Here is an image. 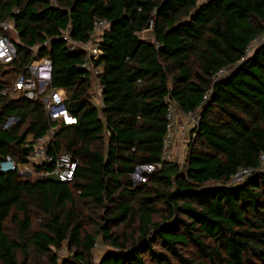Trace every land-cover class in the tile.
<instances>
[{"label":"trees","instance_id":"1","mask_svg":"<svg viewBox=\"0 0 264 264\" xmlns=\"http://www.w3.org/2000/svg\"><path fill=\"white\" fill-rule=\"evenodd\" d=\"M198 1L0 0L16 51L0 63V89L48 57L50 86L64 91L75 124L58 125L45 153L78 162L67 183L0 174V264H94L96 239L109 248L95 264H264V171L224 185L264 153V38L247 54L264 37V0ZM95 20L108 23L92 62L99 108L93 77L79 68L83 51L43 45L61 32L85 42ZM220 69L229 71L214 79ZM169 100L182 113L201 108L183 170L160 161ZM50 125L38 101L0 95V159L25 164ZM156 163L131 181L135 168ZM52 168L34 165L38 174ZM62 243L70 256L58 261L52 250Z\"/></svg>","mask_w":264,"mask_h":264},{"label":"built area","instance_id":"2","mask_svg":"<svg viewBox=\"0 0 264 264\" xmlns=\"http://www.w3.org/2000/svg\"><path fill=\"white\" fill-rule=\"evenodd\" d=\"M107 25L108 23L104 20H95L92 24V29L88 35V39L85 42H75L69 38L67 32H61L58 35L45 40L43 45H46L49 40H60L65 43V47L68 52L77 50L83 51L84 59L80 63L79 68L89 72L93 78H96L100 73V69L93 67L92 62L95 61L100 54L98 44L101 41L102 34L106 30ZM4 33H9L13 36L15 35L13 22L11 20H3L0 22V63L8 64L14 60L16 51L13 43L4 35ZM263 38V36L258 37L253 42L260 40L261 43ZM14 41L17 42L16 39H14ZM250 45L247 48V54L251 53L249 51ZM227 71L229 70H218L214 74V79L225 76ZM50 79L51 63L48 57H43L37 61H31L30 63L22 65L20 71L10 81V83L0 89L1 96H5L7 94H20L29 100L38 101L41 104L49 123H51L47 133L34 141L25 164L18 165L9 155H5L0 159V173L15 172L18 174L22 171L29 172V168H31L32 165L52 164V170L48 173L39 174V178L41 176H52L61 183L72 181L74 177V171L78 163L77 160L67 153H63L56 158H53L52 156L45 153L46 145L52 137L54 131L57 129L58 125L75 124V118L66 110L64 106V101L66 99L64 91L62 89L51 87ZM97 90L99 91L97 105H92L96 108H99L101 107V87L99 84H97ZM205 99L206 95L203 97V100ZM200 112L201 108H198L192 112L182 113L177 110L175 104L172 101H167L165 113V133L161 141L160 161H169L171 144L176 135H187L185 126L188 125L189 127V124V129H195L199 120ZM178 117L181 119L180 121H178ZM14 121V118L9 117L4 124V127H7ZM159 167L160 163H156L152 166L147 165L137 167L130 177H132L134 174L138 180L141 179L143 181L144 174H149L154 168ZM263 169L264 153H262L259 157L258 168L240 167L230 177L229 180L224 182V185L234 186L241 184L249 176L259 171H263Z\"/></svg>","mask_w":264,"mask_h":264},{"label":"rangeland","instance_id":"3","mask_svg":"<svg viewBox=\"0 0 264 264\" xmlns=\"http://www.w3.org/2000/svg\"><path fill=\"white\" fill-rule=\"evenodd\" d=\"M203 0L198 1V3L202 2ZM142 39H148V37L146 36V34H142L141 35ZM260 43V40H258L257 42H253L251 43L250 47H249V51L252 52L256 46ZM91 84H90V90L89 93L91 95V104L93 105H97V99L99 98V91L97 90V80L94 78L90 79ZM186 130H187V135H176L175 139L173 140L172 144H171V152H170V159L169 161H172L174 163H176L179 168L181 170H183V165H184V161H185V157L186 154L188 152V148H189V143L191 142L192 138L194 137V133H193V129H189L188 125L185 126ZM105 149V148H104ZM29 168V167H28ZM30 171H22L21 173H18L17 175L23 179V180H28L30 182L38 180L39 179V174L34 170V165H32L31 168H29ZM264 171V169H263ZM131 181L133 183H139L142 182V180H138L137 177L133 174V176L131 177ZM84 214H89L87 211L84 212ZM95 246H93V249L91 251V255H92V263H96L99 259V257L103 254L104 251H106L109 247L107 245H105L101 240H97L94 244ZM54 252V254L56 255L58 261L61 258H65V257H69L70 253L68 251L65 250L64 244L62 243L60 248L58 250L53 249L52 250Z\"/></svg>","mask_w":264,"mask_h":264},{"label":"crops","instance_id":"4","mask_svg":"<svg viewBox=\"0 0 264 264\" xmlns=\"http://www.w3.org/2000/svg\"><path fill=\"white\" fill-rule=\"evenodd\" d=\"M142 34H146V36L148 37V39H142V38H140V37H142L141 36ZM138 36H140L139 38L142 39V40H144V41H146V42H150L152 40L149 31H144V32L138 34ZM180 120L181 119L178 117V121H180Z\"/></svg>","mask_w":264,"mask_h":264},{"label":"water","instance_id":"5","mask_svg":"<svg viewBox=\"0 0 264 264\" xmlns=\"http://www.w3.org/2000/svg\"><path fill=\"white\" fill-rule=\"evenodd\" d=\"M1 174V173H0Z\"/></svg>","mask_w":264,"mask_h":264}]
</instances>
